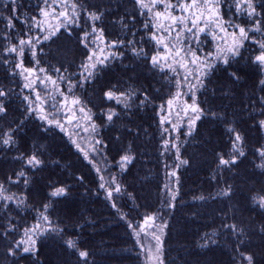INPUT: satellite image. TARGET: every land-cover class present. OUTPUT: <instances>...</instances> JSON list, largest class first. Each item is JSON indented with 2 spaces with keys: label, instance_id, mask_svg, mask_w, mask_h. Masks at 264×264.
I'll return each instance as SVG.
<instances>
[{
  "label": "snow or ice",
  "instance_id": "6c2138e0",
  "mask_svg": "<svg viewBox=\"0 0 264 264\" xmlns=\"http://www.w3.org/2000/svg\"><path fill=\"white\" fill-rule=\"evenodd\" d=\"M131 3L130 12L120 11V0H37L34 9L29 5L31 12L24 11L23 0L3 4L0 159L19 164L0 173L4 264L25 259L43 264L42 249L53 239L63 253L76 258L75 264H96L92 251L76 237L93 221L72 215L53 219L70 186L52 177L41 186L38 179L49 167L63 168L49 142L59 134L67 137L81 164L95 172L99 182L94 194H103L125 222L134 248L140 250L137 255L143 253L147 264H169V219L182 208L180 170L193 163L185 146L200 137L206 124L218 132L211 147L215 191L193 194V199L201 206L227 201L229 207L220 210L218 225L211 224V231L197 234L192 246L203 252L223 242L232 251L230 264H264V184L248 189V205L259 220L243 218L233 204L238 188L234 181L242 168L264 177V0ZM109 29H117L118 35L110 39ZM73 43L80 49L79 63L68 58L75 54L68 46ZM117 65L120 70L114 77ZM142 70L165 83L159 88L142 83ZM253 76L260 95L254 92L238 111L213 102L212 98H232L234 87ZM149 109L167 182L158 189V206L141 213L144 205L123 178L137 161L136 141L148 135L136 118ZM29 124L36 129L32 145L21 151L22 133ZM87 179L83 172L74 174L77 183ZM90 192L86 189L85 194ZM26 211L34 213L33 223L21 225L16 216L23 220L20 214Z\"/></svg>",
  "mask_w": 264,
  "mask_h": 264
},
{
  "label": "trees",
  "instance_id": "16d2710c",
  "mask_svg": "<svg viewBox=\"0 0 264 264\" xmlns=\"http://www.w3.org/2000/svg\"><path fill=\"white\" fill-rule=\"evenodd\" d=\"M19 3L20 0H17ZM70 3L71 0H68ZM90 3H107L108 0H89ZM5 0H0V11H3ZM61 3V0H49V4ZM123 7L120 11L132 10L131 0H120ZM24 11L31 12L29 5L35 8L37 0H23ZM18 23V22H17ZM139 27V25H137ZM110 39L118 35L117 29H109ZM211 38L209 37V40ZM75 49L74 55H69V59H75L77 63L80 60V49L75 43L68 45ZM117 65L114 77L119 73ZM142 83H150L159 88L164 81H160V77L152 78L151 73L147 70H142ZM51 88V85L48 86ZM41 96L44 97L43 86L38 89ZM166 87L162 89V94H166ZM258 97L259 89L255 82V77L245 78L239 85L234 87V95L230 99L223 97L212 98L217 105H228L229 110H239L241 105L249 103V97H253V93ZM49 103L51 98L49 97ZM159 103V101H157ZM151 109L142 112L136 118L138 123H141L143 128L148 130V135H141L136 141L138 157L131 172L123 178L125 185L134 189L139 197V203L144 205L140 209L141 213L147 207L158 206L156 199L159 188L167 182L164 174L163 164L159 158L158 140L159 137L155 134V123L151 119ZM61 119L63 115L61 114ZM36 129L32 124L22 133L23 139L20 141V150L27 151L32 145V136ZM251 135V134H250ZM218 132L215 127L206 124L201 129V135L190 144L186 145V156L192 158V166L186 169H181L182 180V197L180 201L182 208L169 219L170 232L166 237V257L170 262L174 259L176 264H230L232 258L231 248L225 246L223 242L219 246L213 247L211 250L201 252L194 249L192 246L193 240L197 234H202L204 231H211L210 225L214 222L218 225V217L221 215L220 210H227L229 203L217 201H209L201 206L202 202L193 199V194L207 195L209 192L215 191V185L210 180L212 175V155L211 147L217 143ZM52 146L54 158L59 159L63 168L49 167L45 172L40 174L41 186L48 182V177L64 181L70 186V193L66 200L56 205L57 211L53 213V219L56 216L61 217L72 215L75 217H83L93 221L92 224L86 225L83 231L76 232V237L80 242L92 251L96 264H146L145 256L140 252L139 248H134L135 241L132 239L124 221L119 220L117 214L109 206V203L104 199L103 194L96 195L95 184H98V179L95 172H89L88 166L81 164V160L77 159L78 153L67 143V137L59 134L56 138H49ZM172 163L171 160L168 161ZM19 167L18 163H13L11 160L0 159V173L8 172L12 168ZM103 168V163L100 164ZM83 172L88 179L84 184L77 183L74 180V174ZM89 181H94L90 183ZM237 188V194L233 204L239 208V214L247 219L249 217L259 220V215L256 210L249 207L247 202L248 189L252 187L259 188L264 184V177L258 173H254L251 169L242 168L240 175L234 181ZM86 189H91L92 192L85 194ZM123 203V201H118ZM127 207L124 211L127 212ZM199 211V215H197ZM16 219L21 225L26 221L29 225L33 223L34 213L26 211L20 214ZM135 213H133V216ZM215 218V220H214ZM22 230V229H21ZM258 249V242L256 244ZM75 257L70 254H65L61 251V244L53 239L46 242L42 249L40 260L43 264H75ZM0 264H4V247L0 244ZM21 264H31L30 259L21 261Z\"/></svg>",
  "mask_w": 264,
  "mask_h": 264
},
{
  "label": "rangeland",
  "instance_id": "374dc122",
  "mask_svg": "<svg viewBox=\"0 0 264 264\" xmlns=\"http://www.w3.org/2000/svg\"><path fill=\"white\" fill-rule=\"evenodd\" d=\"M53 11H58V9H53ZM51 22L53 23V24H55L57 21H56V18L55 17H52L51 18ZM146 264H147V262H146Z\"/></svg>",
  "mask_w": 264,
  "mask_h": 264
}]
</instances>
